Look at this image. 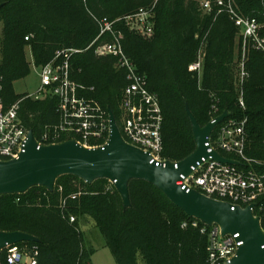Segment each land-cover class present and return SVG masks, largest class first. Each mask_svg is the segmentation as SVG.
<instances>
[{
  "label": "trees",
  "instance_id": "obj_1",
  "mask_svg": "<svg viewBox=\"0 0 264 264\" xmlns=\"http://www.w3.org/2000/svg\"><path fill=\"white\" fill-rule=\"evenodd\" d=\"M204 1L0 0V76L5 107L25 98L14 87L31 73L27 47L32 48L39 68L51 62L59 50L76 49L84 52L72 59L74 79L93 88L86 96L112 111L118 123L122 93L128 84L126 71L117 67L116 58L96 55L99 46L113 41L112 36L100 38L89 49L100 34L97 20L124 19L154 7L152 37L132 31L124 20L115 30L122 35L125 54L160 99L163 158L181 162L195 152L187 107L205 127L212 120L214 100H218L220 114L228 111L233 119H247L246 154L264 163V53L251 49L247 62L250 78L244 87L246 110H242L236 89L240 30L225 9L216 7L218 0H211L212 13L204 10ZM232 1L238 12L264 23V0ZM200 52L204 53L201 75L189 70ZM57 106L56 98L25 99L20 117L38 138L58 123ZM129 191L131 207L125 209L108 180L89 185L64 176L53 193L36 187L22 195L0 197V231L39 239V243L19 244L37 247V264H92L95 251L82 232L91 220L100 228L117 264H208V235L200 229L182 228L193 218L145 181H132ZM0 264H7L4 251Z\"/></svg>",
  "mask_w": 264,
  "mask_h": 264
},
{
  "label": "built area",
  "instance_id": "obj_2",
  "mask_svg": "<svg viewBox=\"0 0 264 264\" xmlns=\"http://www.w3.org/2000/svg\"><path fill=\"white\" fill-rule=\"evenodd\" d=\"M86 1L83 0L85 3ZM215 3L216 7L225 9L228 13L240 30L245 45L264 53V26L259 20L241 16L233 6L232 0H218ZM202 6L206 12H213L211 0H205ZM121 20H124L132 31L150 38L154 32V7L140 9L124 19L97 20L100 34L89 49L100 38L112 36L113 41L99 46L96 55L116 58L117 67L126 71L128 84L122 93L120 103L117 123L119 130L128 145L149 154L153 158L152 163L157 162L165 166L170 161L162 156L164 116L161 102L158 95L150 90L148 78L138 72L125 54L121 42L122 35L117 34L115 30L116 24ZM26 40L28 41L29 37ZM83 52L76 49L59 50L51 62L39 68L40 88L37 93L27 95L23 99L40 101L51 97L58 100V123L47 127L40 137L34 135L39 148L72 140L91 149L104 147L109 143L111 136L109 112L97 100L86 96L88 91L94 92L93 88L87 89L73 77L72 59ZM189 70L201 75L202 62L192 64ZM242 70L245 77V63ZM2 90L0 76V161L8 162L18 159L25 152L30 130L20 117L23 100L5 107L1 97ZM239 104L242 110H246L243 97L239 98ZM210 114L211 122L223 114H220L218 100H214ZM246 124L247 119L238 121L231 116L217 126L206 144L210 148L209 153L216 152L225 159L237 162V165L223 164L213 157L203 159L202 163L192 168L190 176H181L177 185L183 190H194L210 199L227 203L232 206V210L253 207V216L260 220L264 231V163L250 159L246 154L248 143ZM172 163L178 168L179 162ZM74 222L75 218L72 217L71 223ZM189 227L200 229L203 235H208V264H228L242 245V242L238 241L239 234L223 237L218 225L210 227L194 219L182 225L183 229ZM4 253L7 264H37V247L30 248L18 244L8 246Z\"/></svg>",
  "mask_w": 264,
  "mask_h": 264
},
{
  "label": "water",
  "instance_id": "obj_3",
  "mask_svg": "<svg viewBox=\"0 0 264 264\" xmlns=\"http://www.w3.org/2000/svg\"><path fill=\"white\" fill-rule=\"evenodd\" d=\"M1 8V7H0ZM194 140L195 152L178 163L166 165L128 145L119 130L115 115L110 114L111 136L109 143L100 148H87L76 141L42 146L39 148L33 131H30L25 152L18 159L0 161V197L22 195L33 188L43 187L50 193L55 191L58 179L74 176L91 185L98 180H108L120 194L124 208L131 207L129 185L132 181H145L159 189L165 197L188 217L212 227L218 225L222 236L239 234L242 242L237 255L228 264H264V231L260 220L254 218L252 208L242 210L210 199L197 191L183 190L177 185L181 176L188 177L192 168L203 159L214 160L228 165L238 163L209 153L206 144L213 131L232 115L225 111L214 122L202 127L187 107ZM39 239L21 232L0 231V253L8 246L21 243H39Z\"/></svg>",
  "mask_w": 264,
  "mask_h": 264
},
{
  "label": "rangeland",
  "instance_id": "obj_4",
  "mask_svg": "<svg viewBox=\"0 0 264 264\" xmlns=\"http://www.w3.org/2000/svg\"><path fill=\"white\" fill-rule=\"evenodd\" d=\"M241 16H245L244 14L238 12ZM260 22V21H259ZM262 26H264V23L260 22ZM2 28V25L0 24V30ZM264 34V29H263ZM0 38H1V32H0ZM250 52L251 49L247 47L244 43V38L239 33L238 35V41H237V70H236V89L239 94V98H244V87L246 82L250 78V73L247 71V62L250 59ZM26 56L27 60L29 61L31 65V73L30 75L17 83H15V92L18 95H34L37 93L38 89L40 88V70L39 67L35 66L34 57H33V51L31 47L26 48ZM1 58V56H0ZM201 61L202 64H204V53L200 52L197 56L196 62ZM195 62V63H196ZM245 63V73L246 76H243V70L242 65ZM110 186H113L112 183H110ZM89 223V222H88ZM82 232L84 239L86 243H88L92 249L95 251L93 257H92V264H117L116 260L110 251L109 248H107L105 239L101 233L100 228L94 221H90L88 225H84L82 227Z\"/></svg>",
  "mask_w": 264,
  "mask_h": 264
}]
</instances>
